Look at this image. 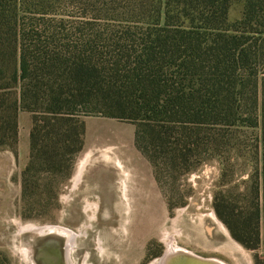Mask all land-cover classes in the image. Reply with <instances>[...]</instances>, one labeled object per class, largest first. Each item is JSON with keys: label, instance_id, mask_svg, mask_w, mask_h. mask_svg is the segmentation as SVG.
Wrapping results in <instances>:
<instances>
[{"label": "trees", "instance_id": "16d2710c", "mask_svg": "<svg viewBox=\"0 0 264 264\" xmlns=\"http://www.w3.org/2000/svg\"><path fill=\"white\" fill-rule=\"evenodd\" d=\"M232 1L0 0V149L32 122L22 219L56 201L99 116L134 126L159 186L217 162L215 215L264 250V0L230 22Z\"/></svg>", "mask_w": 264, "mask_h": 264}, {"label": "rangeland", "instance_id": "374dc122", "mask_svg": "<svg viewBox=\"0 0 264 264\" xmlns=\"http://www.w3.org/2000/svg\"><path fill=\"white\" fill-rule=\"evenodd\" d=\"M242 9L243 0L232 1L230 22ZM83 121V148L71 176L55 185L56 201L32 219L20 217L22 159L0 149V264H48V257L49 264H158L169 243L226 264H255L257 254L264 264V250L242 247L214 213V194L226 188L217 162L176 181L163 177L159 186L135 148L131 123ZM49 227L77 236L69 253L67 237L33 230Z\"/></svg>", "mask_w": 264, "mask_h": 264}, {"label": "bare ground", "instance_id": "6f19581e", "mask_svg": "<svg viewBox=\"0 0 264 264\" xmlns=\"http://www.w3.org/2000/svg\"><path fill=\"white\" fill-rule=\"evenodd\" d=\"M60 229V228H58ZM33 230H37L39 233H45L44 230H46L47 232H52V233H58L59 235L61 234L62 236L67 237V252L69 253L74 246L75 243V238L77 237L74 233L65 230V229H61L62 231L57 230L54 227H49V228H34ZM46 232V233H47ZM68 257V255H67ZM51 258L54 257L51 255ZM173 258L172 261H170L169 259ZM165 259H167V262L165 263ZM47 263H52L49 260V257L46 258ZM158 264H226L225 262L219 260V259H215V258H204V257H200L198 255H196L195 253L181 248V247H177L175 245L170 244L168 248L166 249L163 258H161L159 260Z\"/></svg>", "mask_w": 264, "mask_h": 264}, {"label": "crops", "instance_id": "0c3cea01", "mask_svg": "<svg viewBox=\"0 0 264 264\" xmlns=\"http://www.w3.org/2000/svg\"><path fill=\"white\" fill-rule=\"evenodd\" d=\"M31 125V114L20 111L18 113V137L16 144V153L18 155V158L20 157V159H22L23 169L25 168L29 157V134Z\"/></svg>", "mask_w": 264, "mask_h": 264}, {"label": "water", "instance_id": "95a60500", "mask_svg": "<svg viewBox=\"0 0 264 264\" xmlns=\"http://www.w3.org/2000/svg\"><path fill=\"white\" fill-rule=\"evenodd\" d=\"M164 256V255H163ZM163 256H162V258H163ZM170 261H172L173 260V258H170L169 259ZM167 262V259H165V263ZM168 263V262H167Z\"/></svg>", "mask_w": 264, "mask_h": 264}]
</instances>
